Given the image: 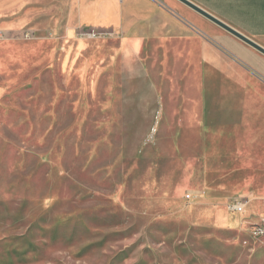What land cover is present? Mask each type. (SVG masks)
I'll return each instance as SVG.
<instances>
[{
    "label": "rangeland",
    "instance_id": "1",
    "mask_svg": "<svg viewBox=\"0 0 264 264\" xmlns=\"http://www.w3.org/2000/svg\"><path fill=\"white\" fill-rule=\"evenodd\" d=\"M244 51L178 0H0V264H264V188L218 159Z\"/></svg>",
    "mask_w": 264,
    "mask_h": 264
},
{
    "label": "crops",
    "instance_id": "2",
    "mask_svg": "<svg viewBox=\"0 0 264 264\" xmlns=\"http://www.w3.org/2000/svg\"><path fill=\"white\" fill-rule=\"evenodd\" d=\"M188 1L264 48V0ZM233 45L234 53L241 51L238 45ZM170 50L176 53L178 62L191 63L200 57L201 41L198 37L174 38ZM243 56L240 58L248 64L245 70L224 62L220 69L233 87L239 88L249 99L241 101L242 122L235 127L233 139H226L233 140V152L219 155L218 159L232 157L235 173L250 175L251 183H255L251 188H264V58L245 51Z\"/></svg>",
    "mask_w": 264,
    "mask_h": 264
},
{
    "label": "water",
    "instance_id": "3",
    "mask_svg": "<svg viewBox=\"0 0 264 264\" xmlns=\"http://www.w3.org/2000/svg\"><path fill=\"white\" fill-rule=\"evenodd\" d=\"M178 1L181 2L182 4H184L185 6H187L188 8H190L191 10H193L194 12H196L197 14H199L200 16L209 20L210 22H212L216 26L220 27L221 29L226 31L228 34H230L231 36H233L237 40L243 42L244 44L248 45L249 47L253 48L254 50H256L257 52H259L260 54H262L264 56V48L261 47L260 45L256 44L251 39L245 37L244 35L240 34L236 30L228 27L226 24H224L220 20L216 19L215 17H213L209 13L204 12L201 8L192 4L188 0H178Z\"/></svg>",
    "mask_w": 264,
    "mask_h": 264
},
{
    "label": "built area",
    "instance_id": "4",
    "mask_svg": "<svg viewBox=\"0 0 264 264\" xmlns=\"http://www.w3.org/2000/svg\"><path fill=\"white\" fill-rule=\"evenodd\" d=\"M246 207V202L242 201H230L229 208L237 213H244ZM256 236L263 237L264 236V215L260 218L258 224L254 226V232Z\"/></svg>",
    "mask_w": 264,
    "mask_h": 264
},
{
    "label": "bare ground",
    "instance_id": "5",
    "mask_svg": "<svg viewBox=\"0 0 264 264\" xmlns=\"http://www.w3.org/2000/svg\"><path fill=\"white\" fill-rule=\"evenodd\" d=\"M208 57V56H207Z\"/></svg>",
    "mask_w": 264,
    "mask_h": 264
}]
</instances>
